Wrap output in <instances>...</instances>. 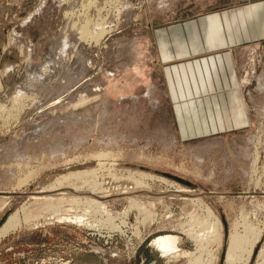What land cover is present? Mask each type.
I'll return each mask as SVG.
<instances>
[{
    "label": "rangeland",
    "instance_id": "rangeland-1",
    "mask_svg": "<svg viewBox=\"0 0 264 264\" xmlns=\"http://www.w3.org/2000/svg\"><path fill=\"white\" fill-rule=\"evenodd\" d=\"M257 1L0 0V264H264V37L204 21Z\"/></svg>",
    "mask_w": 264,
    "mask_h": 264
},
{
    "label": "crops",
    "instance_id": "crops-1",
    "mask_svg": "<svg viewBox=\"0 0 264 264\" xmlns=\"http://www.w3.org/2000/svg\"><path fill=\"white\" fill-rule=\"evenodd\" d=\"M239 10L240 15L238 16L236 13H232L234 14V18L229 13L225 17H221L220 14L216 13L204 19L211 27L216 28V31H220L222 35L221 37L211 38L208 33L205 45L207 48L213 46L215 48L224 47L232 49L224 51V55L228 60L233 58V47L256 38L264 37V0L254 2L248 7H242ZM221 18H223V21ZM187 45L185 44V47L182 49V54L184 55H189L193 52V50H188ZM230 96L233 97V93Z\"/></svg>",
    "mask_w": 264,
    "mask_h": 264
},
{
    "label": "bare ground",
    "instance_id": "bare-ground-1",
    "mask_svg": "<svg viewBox=\"0 0 264 264\" xmlns=\"http://www.w3.org/2000/svg\"><path fill=\"white\" fill-rule=\"evenodd\" d=\"M90 1V0H89ZM101 8V7H100ZM96 17V16H95ZM105 25V24H104ZM108 25V24H107ZM98 26V25H97ZM104 26H102V27H100L99 28V30H98V32H97V30H96V32L97 33H95V31H94V33L96 34H94V33H92V32H86V30L87 29H89L88 27H87V29L84 27H82V29H81V31H79L80 32V35H79V37H93L94 35V38L95 37H98L100 34H102V33H104V28H103ZM98 29V28H97ZM101 36V35H100ZM103 37V36H102ZM98 39V38H97ZM96 39V40H97ZM58 59H54L53 61H52V63H51V66H52V68H51V70L53 69V66H54V63L57 61ZM47 76H49V75H46V77ZM261 85V84H260ZM264 86V85H263ZM264 88V87H263ZM21 94H23V92L21 91V90H18L17 92H16V96L15 97H17L18 98V96L19 95H21ZM12 97H14V95L12 96ZM3 106V105H2ZM1 106V103H0V108L2 107ZM79 173H82V172H78V173H74L75 175H77V174H79ZM144 174H148L149 175V173H145L144 172ZM153 175V174H152ZM184 190H188L187 188H184ZM46 195V194H45ZM42 196H44V195H42ZM36 197V196H35ZM46 197V196H45ZM37 198V197H36ZM40 198H41V196H40ZM74 198V197H73ZM75 198H77V197H75ZM78 198H80V199H83L82 197H78ZM57 199V198H56ZM56 199H55V201H56ZM93 200L95 199V198H92ZM48 201V200H47ZM54 201V203L56 204V202ZM98 202V201H97ZM53 202H52V204H54ZM99 203V202H98ZM52 204H51V206H52ZM55 206V205H54ZM53 206V207H54ZM14 215V214H13ZM11 216V215H10ZM9 216V217H10ZM60 219H61V217H60ZM81 221V217H79V218H77L75 221L77 222V221ZM6 222V221H5ZM6 224V223H5ZM4 224V225H5ZM3 225V226H4ZM214 226H215V224H214ZM211 230V229H210ZM197 236H199L198 234H197ZM202 236V235H201ZM201 236H199V237H201ZM256 238V237H255ZM178 240H179V236L177 235V234H173V233H163V234H159V235H157L154 239H152V241H151V246H152V248L154 249V250H156L157 252H159V255H161L162 257H163V259H164V263H165V258H167L166 256H168V254H176V255H179V247H178ZM230 240H231V247H230V249L228 250V252H227V255H226V259L227 260H233V259H236V258H240L241 256H242V252H243V249H245V247L247 246V243H249V238H248V236H246V235H244V234H240V233H238V232H233V233H231L230 234ZM254 243H253V241L251 242V245H250V247H249V249H248V255H247V257L249 258H251L252 257V254H253V251H254V245H253ZM247 259V258H246ZM193 264H198V260H195L194 262H193Z\"/></svg>",
    "mask_w": 264,
    "mask_h": 264
}]
</instances>
